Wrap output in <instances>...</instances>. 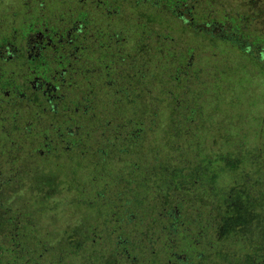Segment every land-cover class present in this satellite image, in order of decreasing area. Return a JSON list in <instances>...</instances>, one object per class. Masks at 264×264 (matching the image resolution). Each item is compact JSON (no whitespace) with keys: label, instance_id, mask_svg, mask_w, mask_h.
Returning a JSON list of instances; mask_svg holds the SVG:
<instances>
[{"label":"trees","instance_id":"16d2710c","mask_svg":"<svg viewBox=\"0 0 264 264\" xmlns=\"http://www.w3.org/2000/svg\"><path fill=\"white\" fill-rule=\"evenodd\" d=\"M98 4L102 29L120 25L111 32L113 46H144L146 67L154 62L143 78L126 77L140 88H134L137 117L114 119L109 132L86 133L65 151L52 144L28 154V138L1 119L0 264H264V0ZM172 27L191 34L183 51L173 46ZM109 68L103 73L115 85L107 88L110 99L120 87ZM158 87L163 93L151 97ZM143 95L150 101L143 103ZM112 103L93 111H108V120L128 107ZM246 107L262 109L250 117L258 120L253 132L211 131L223 115L230 126L245 121ZM100 140L113 157L94 151ZM18 188L36 196L14 199L26 209L4 199V191ZM63 192L72 205L67 215L79 223L62 237L47 232L38 217L54 225L46 202Z\"/></svg>","mask_w":264,"mask_h":264},{"label":"flooded vegetation","instance_id":"af4514ba","mask_svg":"<svg viewBox=\"0 0 264 264\" xmlns=\"http://www.w3.org/2000/svg\"><path fill=\"white\" fill-rule=\"evenodd\" d=\"M28 1L19 5L21 9L15 7L18 4L15 5L9 17H2L7 19V23H1L0 0V116L1 108H4L15 133L33 137L23 145L31 146L26 150L27 154L35 146L57 144L62 151L67 150L68 146H79L76 140L85 138L86 133L109 132L115 127L112 124L114 119L121 123L134 122L137 112L133 104L137 102L139 89L133 87V83H128L126 77L133 78L134 72L139 77L146 76L149 50L144 46L136 47L134 50L145 51H135L140 55L132 58L135 52L130 42L125 41L124 46L117 48L112 44L114 40L117 41L113 33H107L104 29L99 33V0H54L59 7L56 9L58 15L49 14L46 0ZM70 7L75 9L67 14L64 10ZM8 18L13 20V24L23 21L24 27L27 26L21 39L11 35L12 31L17 35L20 27L17 24L11 26ZM6 29H10L9 32H5ZM117 50L119 54H116ZM129 53L133 54L130 58ZM114 61L125 67L122 72L113 73V78H119L115 81L120 90H114L109 99L110 94L102 92V88L115 85L103 70L109 64V71L113 72ZM134 61L139 64L135 71ZM96 72L100 73L96 75ZM131 80L134 81V78ZM114 101L121 106L125 103V108L128 107L125 110L121 107L117 115L113 111L114 117L108 120V111L103 114L93 111L97 105L109 110V105L113 107ZM37 129L42 130L41 134L33 135ZM49 137L50 141L47 142ZM34 141L33 144L29 143ZM96 145L94 151L113 157V153L105 154L106 151L102 150L107 146H100L101 140Z\"/></svg>","mask_w":264,"mask_h":264},{"label":"rangeland","instance_id":"374dc122","mask_svg":"<svg viewBox=\"0 0 264 264\" xmlns=\"http://www.w3.org/2000/svg\"><path fill=\"white\" fill-rule=\"evenodd\" d=\"M34 1H36V0H34ZM46 1H48V5L47 6H49V14L50 15H58V12L56 11V9L57 8H59L57 5H56V3H55V1L53 0V1H51V0H46ZM234 1V0H233ZM232 2V1H231ZM22 3H29V1L28 0H1V23H3V21L5 22V23H7V19H4V18H2L3 16H6V17H9L10 16V14H11V12L14 10V8L15 7H20L19 5L20 4H22ZM18 4V5H17ZM15 5H17V6H15ZM15 6V7H14ZM14 7V8H13ZM229 6L227 5V3L225 2V3H222V4H220V8L221 9H227ZM20 9H21V7H20ZM74 9L75 8H69V9H65L64 11L67 13V14H69V13H71V12H73L74 11ZM93 11V10H92ZM79 15V14H78ZM71 19H72V17H70ZM9 19V21H10V25L12 26V25H16L17 24V22L15 21L14 22V24H13V20L11 21L10 20V18H8ZM119 22H122V21H119ZM18 27H20V29H18V31H17V35L15 34V31H12V33H11V35L13 36V37H15L16 39H21L23 36H24V34H25V32H26V27H24V25H23V21H21V22H19L18 24ZM49 27H51V25H48ZM10 27V26H9ZM24 27V28H23ZM100 27V29H98ZM114 27H120V25H115V23H112V25L110 26V27H108L107 29H105V30H107V33L109 32V33H111L112 32V30L114 29ZM133 27V26H132ZM91 29H93V26H91ZM97 31L100 33L101 31H102V26H98L97 27ZM185 28L183 27H181V30L180 29H178L177 27H172V33H174V34H176V36L178 37L177 39H173L174 40V43H173V46L175 47V48H178V50H180L181 49V51H183L186 47H187V45L186 44H189V43H192V41H190L191 40V34H184L183 33V30H184ZM9 30L10 29H6L5 30V32H9ZM96 31V32H97ZM102 33V32H101ZM108 36H109V34H108ZM175 38V37H174ZM9 42V41H8ZM1 43V42H0ZM190 45V44H189ZM150 46V45H149ZM151 47V46H150ZM169 49H170V51H173L174 49H173V47L172 46H170L169 47ZM116 52V54H119V50H117V51H115ZM150 60H152L151 58H150ZM106 64H107V62H105ZM114 65H113V70H115V71H123L124 70V67L125 66H123L121 63H118V62H116V61H114ZM13 64V63H12ZM151 69V72L153 71V69H155L154 68V62H153V65H152V67L151 68H147V70L149 71ZM167 69V68H166ZM173 70H170V72H172ZM98 73H100V72H96V75L98 74ZM167 75V74H166ZM106 78L107 77H105V80H106ZM116 80L118 79L119 80V78H115ZM119 82V81H118ZM104 85V84H103ZM101 86V85H100ZM206 88H207V86H206ZM140 89V88H139ZM104 91H106L107 92V86L105 85L104 86ZM163 92H161V87H158L152 94H151V97H156V96H159L160 94H162ZM148 99H149V97H148ZM148 99L146 98V96L145 95H143L142 96V98H141V101L144 103L145 101H148ZM151 99V98H150ZM150 99H149V101H150ZM3 106L4 105H6L5 103H1ZM146 104H148V102L146 103ZM154 105H157V103H155ZM153 105V106H154ZM148 106L149 107H151V104L149 103L148 104ZM241 107H242V105H241ZM159 108H160V105H159ZM243 110V109H242ZM245 114L247 115V119H245V121H244V119L242 118V120H240V121H234V123L232 124V126H230V121L229 120H227V119H229L228 118V115H223V117H220L221 119L219 120V122H217L216 123V128H214V127H212L211 128V131H213V130H216V129H218V130H223V131H228V130H230V129H233L235 126L237 127V128H239V130H240V132L244 135V134H246V133H250V132H253L254 130H255V125H256V123L258 122V120H255V122L253 121V122H250L249 120H250V117H252V116H260L261 114H262V109H260V108H253V109H249L248 107H246L245 108ZM254 110H258V112H255ZM233 111V110H232ZM155 112V111H154ZM154 112H152V114L154 115ZM252 112V113H251ZM157 114V113H156ZM233 114H235V112H233ZM243 115V113H238V116H242ZM217 116H220V115H217ZM0 118L1 119H3L4 120V125L5 126H8L9 125V122H8V119H7V112L4 110V108H1V116H0ZM1 119H0V123H1ZM148 120V115L146 116V121ZM1 128V127H0ZM15 129H12V132H15L14 131ZM210 130V129H209ZM42 131V130H41ZM20 133V132H19ZM36 134H41V133H36ZM211 135H213V136H215L214 135V133L212 132V134ZM20 136L21 137H25V138H28V136L26 135V134H23V133H20ZM30 136V135H29ZM249 137H251V136H249ZM29 139H33V137H30V138H28V141H30ZM250 139V138H249ZM252 139V138H251ZM209 140V139H208ZM246 140H248L247 138H246ZM28 141H27V143H28ZM227 142H229V143H232V142H235V140L234 139H228V141ZM140 147H142V146H140ZM145 148H144V151H146V152H149L151 149H150V146H144ZM16 151L17 150H19L18 149V147H16V149H15ZM7 170H5V172H4V174H8L7 172H6ZM7 176H9V175H7ZM102 188H104L106 191H107V187L106 186H104V187H102ZM87 189V188H86ZM3 191V190H2ZM4 193H5V196H4V199L5 198H7L6 200H8V203L9 204H11V202L12 203H14L13 204V206H14V208L16 209V207L17 208H23V209H26V205H24L23 204V202H22V200H21V202L22 203H19V202H15L14 201V199H19V197H21L22 199L23 198H26V200L28 199V200H32L31 198H34L35 199V197L36 196H34L33 197V194H26V192H25V190L23 189V188H21V189H16L15 190V192H12L11 194H9L10 193V191L9 190H7V191H4ZM56 197V198H55ZM55 197H53L52 199L53 200H55L54 202L52 201V202H50V201H48V202H46V204H48V206H49V208H51L50 210H48V211H46V213L49 215V217H47L46 219H48V218H50L51 219V221H52V218L50 217L51 216V211H52V209H54V214H53V216H54V225H52V226H49L48 225V223L43 219V218H41V217H38V221L39 222H44L43 224L45 225H43L44 227H45V229H47V232H49V233H52V232H54V233H58L59 232V236H62L63 235V233L62 232H64V231H66V228L67 227H75L79 222H76L75 221V218H76V216H68L67 215V211L68 210H70V209H72V205H70V204H67V202L69 201V199H70V197H68V196H65V194H64V192L63 193H61V194H58L57 196H55ZM55 198V199H54ZM57 199V200H56ZM27 200V201H28ZM73 201H75L74 199H72V202ZM98 199H95V203L97 202V204H98ZM52 205H53V208H52ZM20 212V211H19ZM89 214V213H88ZM88 216V215H87ZM74 222H76V223H74ZM159 223V222H158ZM72 224V225H71ZM39 226V229L41 228L40 226L41 225H38ZM35 229H38V228H35ZM55 229V230H54ZM31 233H33L35 230L34 229H32V230H29ZM51 235V234H50ZM63 237V236H62Z\"/></svg>","mask_w":264,"mask_h":264}]
</instances>
